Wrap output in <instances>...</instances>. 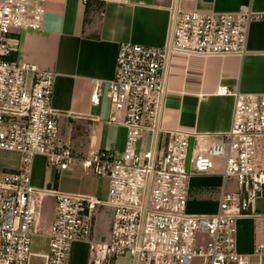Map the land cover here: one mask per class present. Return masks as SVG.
I'll use <instances>...</instances> for the list:
<instances>
[{"label":"built area","instance_id":"built-area-1","mask_svg":"<svg viewBox=\"0 0 264 264\" xmlns=\"http://www.w3.org/2000/svg\"><path fill=\"white\" fill-rule=\"evenodd\" d=\"M46 4L0 0V264H33L34 257L42 264H67L77 242L89 246L93 264H116L122 256L132 264H264V245L251 255L237 248L239 217L264 196V93L221 87L218 93L234 98L232 124L204 153L191 155L189 134L167 130L162 115L171 55L243 56L250 24L263 20L264 12L173 8L165 46L121 43L107 97L109 123L126 130L123 148L92 149L81 156L60 137V114L52 106L55 73L12 57L15 34L39 30ZM101 92L100 86L94 89V105ZM164 134L168 139L161 144ZM37 156L57 171L79 165L88 175L106 178V199L35 187ZM215 159L223 161L218 209L190 213V179L209 174ZM229 178L236 180L235 190L227 191ZM38 195L55 198L46 235L37 231ZM102 207L112 209V227L97 241L95 214ZM36 236L48 239L46 253L32 252ZM200 237H206L205 245H199Z\"/></svg>","mask_w":264,"mask_h":264},{"label":"crops","instance_id":"crops-1","mask_svg":"<svg viewBox=\"0 0 264 264\" xmlns=\"http://www.w3.org/2000/svg\"><path fill=\"white\" fill-rule=\"evenodd\" d=\"M46 5L39 30L15 34L17 50L12 57L55 73L52 106L69 122L100 121L105 109L112 114L107 88L115 75L119 46L124 42L165 46L173 8L236 13L252 7L264 12V0H47ZM97 86L102 92L100 103L94 105L91 96ZM221 87L238 88L245 94L264 93V19L250 24L243 56L176 53L169 58L163 124L167 130L189 134L191 155L204 153L231 127L234 98L218 93ZM167 139L164 134L161 144ZM97 141V136H92L90 145L95 146ZM222 181V172L214 168L209 174L191 177L189 212L216 213L218 198L211 203H204L202 198L204 191ZM45 240L47 250L36 254L48 251ZM257 245H264V196L258 197L237 221L238 251L251 255Z\"/></svg>","mask_w":264,"mask_h":264},{"label":"rangeland","instance_id":"rangeland-1","mask_svg":"<svg viewBox=\"0 0 264 264\" xmlns=\"http://www.w3.org/2000/svg\"><path fill=\"white\" fill-rule=\"evenodd\" d=\"M111 102V101H110ZM60 114V113H59ZM97 114V111H95ZM111 114L106 113V109L100 115V121L92 120H78L73 119L71 122L59 116L60 136L62 140H67L72 146L74 154L86 156L92 149H110L118 147L119 150L123 148L126 137V130L122 127L109 125ZM96 135L98 141L95 146L90 145V139ZM2 153H0V156ZM15 156V155H13ZM215 172H222L223 161L215 159ZM1 165V160H0ZM32 184L40 189H52L60 192L81 193L90 195L95 198L105 200L108 192V180L104 177H96L86 174L79 165L65 171H57L54 167L48 165V160L43 156H37L32 164ZM223 183V181H222ZM221 184L214 186V188L204 191L202 201L204 203H211L213 199L218 198L220 194ZM236 180L229 178L227 181V191L235 190ZM37 219H38V233L46 235L50 232L51 224L54 220L55 212V198L52 195L41 196L38 195ZM201 205V203L199 204ZM210 209L212 208L209 206ZM112 209L108 207L99 208L95 214V232L94 239L102 240V235L107 238L111 231L113 213ZM45 236H37L33 238L32 252L37 253L47 250ZM203 241V242H202ZM202 242V243H201ZM206 237H200L199 245H205ZM45 252V251H44ZM42 252V253H44ZM94 258L91 259L89 246L84 243H75L71 248L67 264H93ZM33 264H42L41 259L33 258ZM116 264H132V260L128 256L118 257Z\"/></svg>","mask_w":264,"mask_h":264}]
</instances>
